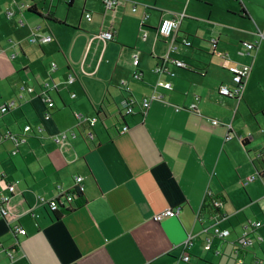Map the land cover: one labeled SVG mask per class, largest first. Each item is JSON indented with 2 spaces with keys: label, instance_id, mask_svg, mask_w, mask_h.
I'll list each match as a JSON object with an SVG mask.
<instances>
[{
  "label": "crops",
  "instance_id": "0c3cea01",
  "mask_svg": "<svg viewBox=\"0 0 264 264\" xmlns=\"http://www.w3.org/2000/svg\"><path fill=\"white\" fill-rule=\"evenodd\" d=\"M29 1L16 8L18 21H0V106H8L0 117V175L5 182L16 183L11 216L0 217V264H232L243 226L248 221L264 222L260 177L264 122L258 114L263 108H252L248 100L250 83L259 87L262 80L264 42L257 35L248 37L245 42L256 48L239 55L240 47L232 44L244 42L232 33L183 18L174 35L176 50L170 51L171 38L160 40L158 24L173 15H190L193 0H154L151 15L148 6L140 15L137 3L122 0L114 17L104 11L101 0H58V4L47 0L49 6L41 7ZM6 5L2 0L0 20L8 19ZM31 5L42 15L53 7V16L64 24L36 20L27 13ZM71 10L79 13L78 20L69 17ZM85 13L91 15L90 21ZM145 14L148 18L142 23ZM111 20L114 39L103 45L94 36ZM142 30L147 32L145 41L139 38ZM32 32L50 35L52 40L30 44ZM148 32L154 35L150 44ZM134 54L137 66L132 64ZM165 56L184 67L169 63L164 72L154 74ZM222 56L230 66L250 67L238 100L218 94L230 78L221 66ZM136 72L139 79L133 78ZM69 74L75 77L70 85ZM158 80L170 83L172 89H156L162 100L152 101L144 112L136 106L135 113L124 118L129 127L125 133L115 135L97 123L89 129L91 137H85L86 132L76 127L75 115L92 117L104 108L113 114L127 98L140 101L151 94ZM22 86L33 91H22ZM49 101L53 106L47 107ZM191 104L197 111L187 110ZM206 118L220 124L213 127ZM26 125L29 131H24ZM61 132L69 134L63 146L53 141ZM7 133L24 139L14 157ZM228 135L233 138L226 140ZM74 175L83 179L81 206L55 218L38 198H54L57 187L71 190ZM207 193L222 202L224 218L219 227L230 231L226 239L201 233L211 220L201 214ZM0 194H5L1 183ZM164 209L179 213L153 221L152 216ZM15 226L25 234L14 233ZM259 233L264 234V228ZM188 236L191 243L183 249ZM207 238L209 251L203 248ZM183 255H189L188 262ZM239 257L242 264H264V243L240 252Z\"/></svg>",
  "mask_w": 264,
  "mask_h": 264
},
{
  "label": "built area",
  "instance_id": "2783aa9c",
  "mask_svg": "<svg viewBox=\"0 0 264 264\" xmlns=\"http://www.w3.org/2000/svg\"><path fill=\"white\" fill-rule=\"evenodd\" d=\"M104 11L108 13H112L113 17L115 16L116 9L119 5L123 4L122 0H101ZM132 12L136 10L135 5H132ZM6 17L10 18L12 16V13L10 11H7ZM85 18L87 20H90V15L85 14ZM147 15L145 14L142 23L146 20ZM184 18L183 14L180 15H173L169 18L162 19L158 27L156 29V33L161 36L162 38H171L169 50L174 51L176 49V46L174 45L176 40L174 38L175 32L178 30L179 24L181 23V20ZM113 20H111V25L103 30L100 31L96 36H94L95 39H97L99 42H101L103 45H105L107 42H111L114 39V30L112 28ZM256 35L259 39V41L264 42V31H259L257 29ZM141 39L143 41L147 38V32L144 30L141 33ZM52 40L50 35H41L37 32H32L28 38V42L33 45H39V44H46L49 43ZM184 46H190V42L186 38H181L179 40ZM9 43H13L12 39L8 40ZM256 48V45L253 43L244 42L240 46V50L238 51L239 55H242L244 53L249 54L251 51H253ZM1 52V49H0ZM133 66H137L138 64V57L136 54L133 55ZM173 64L178 68L184 67V64L180 61L173 60L169 58L168 56H165L164 59L161 60V64L156 66L153 69V73L156 75H159L161 72H164L166 70L167 64ZM221 66L225 69H227L230 78H229V84L228 85H222L218 89V93L221 96H226L229 98L237 99L240 95V91L242 88V81L245 79L249 72L250 67L247 65H232L230 66L228 63V59L225 56H222V63ZM56 68V65L54 63H51L50 69L53 70ZM134 79H139L140 74L134 73L133 75ZM75 81V78L72 74H69L66 82L68 85L72 84ZM161 88L163 90H171L172 86L168 82H163L161 80H158L154 85V90L151 94L148 96L143 97L140 101H136L134 98L129 97L127 98L121 107V110H115L112 114L110 111H108L106 108L99 110L94 116L92 117H83L82 115H75L76 119V127L78 129L85 131V137H91L90 130L93 126H95L97 123H102L105 128L112 131L113 134H123L126 131H128L129 127L124 122L125 117H129L135 113V107L137 106L141 112H144L150 105V103L154 100H162V95L158 94L156 89ZM21 90L26 91L28 93L32 92L33 89L29 87H21ZM71 97H74L72 94ZM53 104L49 102L47 104L48 107H51ZM180 107H176L175 111H179ZM187 110L189 111H197L194 104H191ZM8 111V106L3 105L0 106V117L3 116ZM49 114L44 115V119H49ZM206 122L209 123L211 126L215 127L220 124V122L216 119H210L206 118ZM228 128H230L229 125H227ZM31 128L29 125L24 126V131H29ZM88 129V131H86ZM69 136L66 132H61L57 136L54 137L53 141L56 145L63 146L64 142L66 141L67 137ZM70 136L72 138L76 137L75 132H70ZM5 139L11 141V143L14 145V150L11 152V157H14L17 154V146L19 143L23 142L24 139L18 138L16 135L7 133L5 135ZM232 139V136L229 135L226 137V140ZM73 188L69 191H62L60 190V187H57L58 193L57 195L52 199H45L43 197H39L38 201L40 204L45 205L49 211L51 212H63L67 209H69V204H72L76 199L75 193H82L83 192V186H82V177L79 175H74L73 178ZM0 183L4 185L5 194H0V216L3 219L9 218L11 216L10 212V201L12 195L15 193L16 190V183L15 182H5L2 175H0ZM207 198H213L210 193L206 194L205 199ZM213 209L216 210V214L212 215L210 218L209 225L203 226L201 229L202 234H209L216 237H219L221 239H226L228 236H230V231L228 229H221L219 227V223L221 220H223L224 215L220 212L222 207V202L220 200H216L213 198L212 202ZM28 211H25L27 213ZM179 213V209H165L159 213H156L152 216V220L155 222L161 221L165 218H174ZM264 226V222L261 221H248L242 229V233L240 237H238L235 241V250L233 254V263L232 264H242L243 261L241 260L240 252L245 251L255 245L264 243V234L259 233V230L262 229ZM13 232L17 234L24 235L25 232L23 229H21L18 226H15L13 228ZM191 236H188L185 241L182 244L183 249L187 248L189 244L191 243ZM204 250L209 251L211 249L210 247V240L207 238L205 240V244L203 246ZM7 258L9 260L13 259V255L10 252L6 253ZM182 260L184 262L189 261V255H183Z\"/></svg>",
  "mask_w": 264,
  "mask_h": 264
},
{
  "label": "rangeland",
  "instance_id": "374dc122",
  "mask_svg": "<svg viewBox=\"0 0 264 264\" xmlns=\"http://www.w3.org/2000/svg\"><path fill=\"white\" fill-rule=\"evenodd\" d=\"M0 0V4H1ZM7 2V5L4 9V13L7 11H10L13 13V15L6 19L4 16L1 18L0 21H18L14 17V13L17 12L16 8L21 5L29 4V0H5ZM33 2H36L38 6H42V4H46V6H49V3L47 0H32ZM131 2L137 3V14H143V9L145 7H149L150 10L147 12L153 14V9L151 10V7L153 6L154 0H130ZM160 1V0H159ZM244 9L246 8V12L250 14V17L244 18L242 12L240 11V5L239 0H214L213 3L207 2V1H199V0H193L191 1V4L189 5V8L191 7L190 15H187L186 13L184 17V21L192 24H198L200 22L204 23H212L214 26H216L215 30H222L224 33H232L238 40H241L240 42H245L248 40V37L255 36L257 29L259 31H264V0H241ZM55 3L58 4V0L55 1ZM164 4V3H159ZM54 7H56L54 5ZM181 11V9H180ZM179 13H182L180 12ZM211 12V17L209 20L207 19L208 13ZM183 14V13H182ZM30 15H32L30 13ZM155 15H158L157 12H155ZM79 13L77 11L71 10L69 17L75 21L78 20ZM36 20H40L38 17L32 15ZM250 18V23H248V19ZM21 19V18H20ZM24 21L23 19H21ZM200 30H203V27H201ZM144 30L141 31V33ZM244 33V34H243ZM139 38L140 35H139ZM162 40V37H160ZM216 38V36H215ZM154 39V35L151 32H148V39L146 41L147 44H150ZM141 41V39H140ZM108 43V42H107ZM142 43V41H141ZM228 44V43H227ZM231 44V43H230ZM157 45H161L162 47H165L163 43H157ZM233 46L240 47V45L232 44ZM169 47V46H168ZM149 50V47L147 48ZM146 55V51L144 52ZM139 60H142L143 55L138 54ZM260 76H262V80H260L259 87H253L255 82L250 83V96L248 97V100H250L251 106L254 109H261L260 112H258L260 119L264 122V66L262 67V70L260 72ZM257 114V115H258ZM258 117V116H257Z\"/></svg>",
  "mask_w": 264,
  "mask_h": 264
},
{
  "label": "trees",
  "instance_id": "16d2710c",
  "mask_svg": "<svg viewBox=\"0 0 264 264\" xmlns=\"http://www.w3.org/2000/svg\"><path fill=\"white\" fill-rule=\"evenodd\" d=\"M238 1V0H237ZM239 5H240V11L242 12L243 14V17L244 18H248V15L246 13V10L244 9L242 3L239 1ZM51 9H53V7H50ZM48 10V12L45 14V15H42L39 11L36 10V7L31 5L28 9H27V13H30L36 17H38L39 19L41 20H47V21H51L57 25H63L64 22L62 20H59L57 18H55L53 16V11L52 10ZM31 15V16H32ZM263 139H264V129H263ZM264 173H262L260 175L261 178H263V175ZM77 199L72 203V204H69V209L63 211V213L61 212H53V214L55 215V218H59L61 217L63 214H66L78 207L81 206V203L80 201L83 200V196H82V193H75ZM213 202V198H207L204 200L203 202V205L201 207V214L202 215H208L209 217H211L212 215L216 214V210L213 209V206H212V203Z\"/></svg>",
  "mask_w": 264,
  "mask_h": 264
},
{
  "label": "bare ground",
  "instance_id": "6f19581e",
  "mask_svg": "<svg viewBox=\"0 0 264 264\" xmlns=\"http://www.w3.org/2000/svg\"><path fill=\"white\" fill-rule=\"evenodd\" d=\"M101 3H102V2H101ZM122 3H123V1H122ZM119 6H120V5H119ZM135 7H136V6H135ZM117 8H118V7H117ZM116 10H117V9H116ZM106 13H108V12H106ZM85 14H89V13H85ZM89 15H90V14H89ZM84 17H85V15H84ZM147 18H148V15H147ZM147 18H146V19H147ZM85 19H86V18H85ZM90 19H91V15H90ZM86 20H87V19H86ZM87 21H90V20H87ZM190 45H191V43H190ZM255 45H256V44H255ZM186 47H190V46H186ZM175 50H176V49H175ZM254 50H255V49H254ZM254 50H253V51H254ZM170 51H171V50H170ZM253 51H251L250 53H252ZM250 53H249V54H250ZM163 59H164V58H163ZM54 64H55V63H54ZM50 65H51V64H50ZM55 65H56V64H55ZM157 66H158V65H157ZM247 66H248V65H247ZM53 70H55V69H53ZM249 73H250V72H249ZM248 75H249V74H248ZM247 77H248V76H247ZM247 77H246V78H247ZM74 78H75V77H74ZM246 78H245V79H246ZM245 79H243V81H244ZM243 81H242V86H243ZM66 83H67V82H66ZM225 85H228V84H225ZM24 87H25V86H24ZM26 88H27V87H26ZM29 88H31V87H29ZM22 91H23V90H22ZM30 93H31V92H30ZM218 94H219V93H218ZM240 94H241V91H240ZM71 95H72V94H71ZM73 95H74V94H73ZM219 95H220V94H219ZM220 96H221V95H220ZM74 97H75V95H74ZM74 97H72V98H74ZM222 97H226V96H222ZM228 98H229V97H228ZM239 98H240V95H239V97H238L236 100H238ZM231 99H233V98H231ZM49 102H51V101H49ZM49 102H48V103H49ZM48 103H47V104H48ZM51 103H52V102H51ZM52 104H53V103H52ZM52 106H53V105H52ZM47 107H48V106H47ZM98 111H99V110H98ZM98 111H97V112H98ZM97 112H96V113H97ZM6 113H7V112H6ZM45 114H48V113H45ZM45 114H44V115H45ZM4 115H5V114H4ZM1 117H2V116H1ZM47 120H48V119H47ZM216 120H217V119H216ZM71 132H74V131H71ZM75 133H76V132H75ZM228 136H229V135H228ZM231 136H232V135H231ZM232 138H233V136H232ZM53 139H54V138H53ZM230 140H231V139H230ZM263 173H264V172H263ZM263 175H264V174H263ZM2 176H3V178H4V175H2ZM253 178H254V177H252L251 179H253ZM262 179L264 180V176H263ZM82 186H83V185H82ZM72 188H73V187H72ZM72 188H71V189H72ZM68 191H69V190H68ZM5 193H6V192H5ZM214 199H215V198H214ZM216 200H217V199H216ZM164 210H165V209H164ZM162 211H163V210H162ZM160 212H161V211H160ZM0 217H1V216H0ZM175 217H176V216H175ZM1 219H3V218H1ZM158 222H159V221H158ZM261 222H262V221H261ZM263 228H264V226H263ZM263 228H262V229H263ZM16 234H17V233H16ZM20 235H21V234H20ZM189 245H190V244H189ZM0 248H1V244H0ZM185 249H186V248H185ZM6 253H7V252H6ZM10 253H11V252H10ZM189 259H190V258H189ZM12 260H13V259H12Z\"/></svg>",
  "mask_w": 264,
  "mask_h": 264
}]
</instances>
